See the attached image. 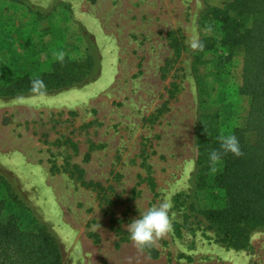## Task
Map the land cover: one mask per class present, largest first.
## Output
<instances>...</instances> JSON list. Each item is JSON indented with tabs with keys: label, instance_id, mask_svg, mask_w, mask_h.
<instances>
[{
	"label": "rangeland",
	"instance_id": "rangeland-1",
	"mask_svg": "<svg viewBox=\"0 0 264 264\" xmlns=\"http://www.w3.org/2000/svg\"><path fill=\"white\" fill-rule=\"evenodd\" d=\"M23 1L48 14L40 28L50 16L63 38L27 30L20 48L28 17L19 6L2 7L6 66L17 53L15 68L29 69L63 52L74 59L90 54L95 68L69 88L0 98V174L26 207L10 208L21 225L44 223L64 264H264L263 225L250 228L245 248L233 249L187 208L215 204L210 192L193 186L202 96L197 75L215 87L206 96L220 105L223 122L242 124L247 113V98L236 92L239 55L223 75L212 68V55L193 63L192 44L205 33L202 11L228 0ZM170 33L178 39V57ZM72 165L83 169L85 181L111 184L110 201L100 202L96 188L81 185L69 173ZM164 195L172 199L173 227L154 241L158 255L152 257L133 245L127 228Z\"/></svg>",
	"mask_w": 264,
	"mask_h": 264
},
{
	"label": "trees",
	"instance_id": "trees-1",
	"mask_svg": "<svg viewBox=\"0 0 264 264\" xmlns=\"http://www.w3.org/2000/svg\"><path fill=\"white\" fill-rule=\"evenodd\" d=\"M9 6L23 8L25 19L28 17L20 29L24 30L20 34L24 36L17 40L20 48L27 43V30L54 39L63 38L60 27L51 22L50 16L48 26L39 27L42 17L47 18L48 14L23 0H0V9ZM199 26L205 33L195 48L193 63L212 55V68L223 75L222 71L239 55L241 79L236 92L247 98L248 107L242 124H226L220 105H211L206 96L213 87L209 89V84L197 75L202 96L196 127L193 186L198 191L210 192L215 204L200 208L190 203L187 208L196 213L220 243L243 249L248 245L250 228L264 226V0H228L207 6L200 15ZM168 39L174 56L178 57V39L173 33L168 34ZM18 58L19 53L8 60V66L0 59V98L69 88L88 79L95 68L90 54L79 59L64 54L63 61L48 57L29 69L15 68ZM229 135L238 139L242 155L225 153L222 149L221 140ZM214 151L216 159L211 158ZM69 173L79 178L81 185L96 188L100 202L110 201L111 184L85 181L83 169L78 165H72ZM11 186L0 174V264H64L60 245L48 227L35 219L31 227L24 228L18 214L10 210L26 208ZM149 186L153 188V182ZM144 250L152 257L158 255L153 244Z\"/></svg>",
	"mask_w": 264,
	"mask_h": 264
},
{
	"label": "clouds",
	"instance_id": "clouds-1",
	"mask_svg": "<svg viewBox=\"0 0 264 264\" xmlns=\"http://www.w3.org/2000/svg\"><path fill=\"white\" fill-rule=\"evenodd\" d=\"M192 47H197L192 44ZM202 47V45H200ZM58 61H63L64 53H54ZM221 147L225 153L231 152L236 156L242 155L238 139L235 135L223 137ZM211 158L216 159L217 153H211ZM173 207L171 196L164 195L159 204L153 205L128 223V237L135 247L144 250L150 247L158 238H162L172 230L170 211Z\"/></svg>",
	"mask_w": 264,
	"mask_h": 264
},
{
	"label": "crops",
	"instance_id": "crops-1",
	"mask_svg": "<svg viewBox=\"0 0 264 264\" xmlns=\"http://www.w3.org/2000/svg\"><path fill=\"white\" fill-rule=\"evenodd\" d=\"M9 7H11V6H9ZM5 11V10H4Z\"/></svg>",
	"mask_w": 264,
	"mask_h": 264
}]
</instances>
